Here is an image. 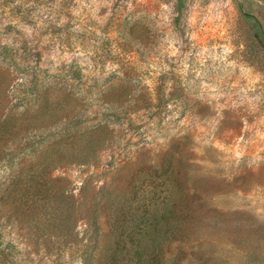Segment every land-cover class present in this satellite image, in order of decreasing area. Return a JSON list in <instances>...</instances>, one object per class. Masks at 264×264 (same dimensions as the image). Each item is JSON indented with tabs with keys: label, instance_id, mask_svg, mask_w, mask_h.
Wrapping results in <instances>:
<instances>
[{
	"label": "rangeland",
	"instance_id": "rangeland-1",
	"mask_svg": "<svg viewBox=\"0 0 264 264\" xmlns=\"http://www.w3.org/2000/svg\"><path fill=\"white\" fill-rule=\"evenodd\" d=\"M0 64L15 97L63 86L85 124L113 131L94 160L53 171L78 207L71 231L8 213L14 160L0 161V264H100L119 169L141 153L158 162L179 139L195 179L216 190L192 251L264 264V0H0Z\"/></svg>",
	"mask_w": 264,
	"mask_h": 264
},
{
	"label": "trees",
	"instance_id": "trees-1",
	"mask_svg": "<svg viewBox=\"0 0 264 264\" xmlns=\"http://www.w3.org/2000/svg\"><path fill=\"white\" fill-rule=\"evenodd\" d=\"M14 79L13 71L0 64V161L14 160L3 194L6 211L21 212L48 232L71 231L78 207L69 182L53 171L67 162L94 160L113 138L111 122L85 124L91 118H82L80 104L60 85L26 86L15 97ZM167 106L158 104L154 111ZM64 122L69 125L51 130ZM18 149V155L25 153L19 159ZM190 168L188 144L179 139L158 162L141 153L119 169L117 185L105 195L108 232L100 264H207L201 250L196 254L191 247L216 190L209 191ZM89 215L93 218L94 211Z\"/></svg>",
	"mask_w": 264,
	"mask_h": 264
}]
</instances>
